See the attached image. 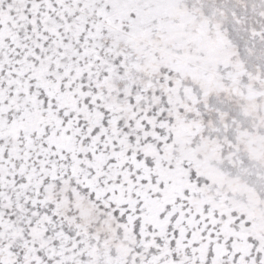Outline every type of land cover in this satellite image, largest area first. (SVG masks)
I'll use <instances>...</instances> for the list:
<instances>
[{"label":"snow or ice","instance_id":"6c2138e0","mask_svg":"<svg viewBox=\"0 0 264 264\" xmlns=\"http://www.w3.org/2000/svg\"><path fill=\"white\" fill-rule=\"evenodd\" d=\"M0 264H264V0H0Z\"/></svg>","mask_w":264,"mask_h":264}]
</instances>
